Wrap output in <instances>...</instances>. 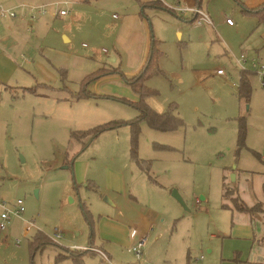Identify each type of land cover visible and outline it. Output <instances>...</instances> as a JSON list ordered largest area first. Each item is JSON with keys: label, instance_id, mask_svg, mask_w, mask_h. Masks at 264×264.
<instances>
[{"label": "rangeland", "instance_id": "rangeland-1", "mask_svg": "<svg viewBox=\"0 0 264 264\" xmlns=\"http://www.w3.org/2000/svg\"><path fill=\"white\" fill-rule=\"evenodd\" d=\"M52 1L0 0L18 13L0 23V198L9 206L18 198L24 204L22 218L13 217L0 229V264H56L64 247L88 245L90 226L81 202L95 218L92 209L114 214L108 198L119 182L124 193L113 197L126 212L141 204L162 216L171 198L184 214L182 224L190 228L194 222L195 236L205 245L215 226L229 224L230 211L221 206L225 175L229 182L232 169L256 162L253 146L264 155L258 137L264 87L256 70L264 60V19L235 0L212 4L214 24L190 22L164 7L140 12L160 52L159 70L152 66L144 80L152 90L144 101L161 113L173 108L178 124L161 130L140 117L133 155L131 125L125 121L140 113L134 103L139 95L127 78L139 62L136 47L116 39L128 9L112 0H79L70 2L68 15L52 16L64 7ZM23 3L48 5L34 19L36 12ZM241 54L246 60L238 64ZM243 71L248 93L240 91ZM94 73L103 74L86 84L93 93L71 98ZM95 127H103L96 136L90 130ZM29 220L33 226L25 233ZM162 225L154 228L164 242L180 237ZM56 229L61 236L55 242L31 246L38 231L54 238ZM194 241L184 233L182 244ZM125 255L116 264L139 263Z\"/></svg>", "mask_w": 264, "mask_h": 264}, {"label": "crops", "instance_id": "crops-1", "mask_svg": "<svg viewBox=\"0 0 264 264\" xmlns=\"http://www.w3.org/2000/svg\"><path fill=\"white\" fill-rule=\"evenodd\" d=\"M73 1L80 3L79 0H71L70 2ZM80 1L83 3L89 2V0ZM112 1H117L122 8L128 9L125 10L122 19L119 21V32L116 39L119 40V45H123L124 47H136L135 54L139 64L138 67L135 68L134 73L138 71L146 60L152 42V34H150L148 24L144 22L140 16V12H143L144 9L149 10L150 8L154 9L158 7L168 8L167 4L176 3L187 6L199 5L210 18V21L203 22L214 24L211 9L213 8L212 4L216 0ZM235 1L251 9V12L244 9L245 12L251 15L255 14L260 17L264 15V0ZM55 2H62V0H55ZM68 9L70 11V6H68ZM168 9L174 14L178 13V11H174L170 8ZM180 14L187 15L188 21L190 22L193 19L195 20L194 14L190 11ZM54 15H58L55 10L52 11V16ZM24 17L25 14L23 13L21 19ZM228 24L233 25L234 22ZM128 28H130L129 31L127 30ZM3 30V28H0V34H2ZM2 36L3 38H1V40L5 37L4 35ZM67 39L70 38L68 37ZM258 137L261 144H263L262 146H264V125L259 130ZM252 153L254 154L256 162L252 164H243V166L238 169H232L234 175H236L234 181L231 179L230 181L232 182H226L228 175H225L222 184L223 193L221 206L228 212L230 211L229 224L224 228L215 226L214 231H211L208 235L209 238L205 242V245L199 244L198 238L195 236V225L193 221L190 228H185L186 224H182L181 217H183L184 214L181 212V208L178 204L172 202L171 198H167L169 202L168 209L166 214L162 216H160L161 214H159L155 208L149 205L143 206L141 204H137L139 207L138 209L133 210L130 208V210L126 212L122 205L119 204L117 198L113 197L118 196L117 194L124 193L125 187L123 188L124 184L122 182H119L118 186H112L115 190L112 191L115 192V194H110L108 198L113 204V209H115L114 214L108 212L103 214L101 210L92 209L98 218H95L91 212L90 235L87 238V241H89L88 245H95L103 249L116 264V259H122V257L126 256L125 254L129 253L127 247L136 241L137 236L144 234L147 235V241L143 247L142 253L145 264H261L264 258V248L260 241L264 234V155L260 151V147L255 149L254 146L252 147ZM111 180H113V177ZM224 184H226L227 187L234 186L236 193L232 196H238L243 204L251 207L252 210H240L233 205L230 197H224ZM96 186H98V184L95 185L94 183L93 189L95 191L98 190ZM130 202L132 201L130 200ZM130 212H133V214ZM165 223L166 225H162ZM156 225H162L164 229L167 228V226H171L173 231L176 230L181 235L177 239H173L169 236L168 241L164 242L160 232H155L154 227ZM133 229L138 230L136 238L131 236V231ZM185 232H189L192 234L193 238H195L193 245L182 244ZM76 245L78 244L76 243ZM73 246L74 245L68 247L72 249ZM123 251H125V254ZM198 251H200L199 255L197 253ZM65 254V258L57 260L56 264H90L92 260L93 262L97 261V258H99L100 261L97 264H104L103 258L93 249L76 252L74 254L65 251ZM90 258L92 260H90Z\"/></svg>", "mask_w": 264, "mask_h": 264}, {"label": "trees", "instance_id": "trees-1", "mask_svg": "<svg viewBox=\"0 0 264 264\" xmlns=\"http://www.w3.org/2000/svg\"><path fill=\"white\" fill-rule=\"evenodd\" d=\"M199 6V5H198ZM243 6V5H242ZM245 10L247 11H252L251 9H248L247 7L243 6ZM256 10V9H255ZM262 18H264V15L262 16ZM152 42L149 48V51L147 53V58L144 61V63L142 64V66L138 69V71L134 74H132L131 77L127 78L129 84L134 88V90L138 93L139 95V100H135L134 103L136 104V106L138 107L140 113L138 114V116H136L137 118H134L133 120L127 122L125 121L127 124L131 125V132H132V143H133V147L135 145V141H136V137H137V123L141 118L145 117L148 119L149 123L151 126H153L154 128L157 129H161V130H165L168 128H172L175 127L178 123H177V116L173 114V108L171 109H167L164 112H157L154 109H152L150 106H148V104L144 101V97L148 95V93H150L152 90L145 86L144 84V80L146 79V77L148 76V74L151 73V67L153 66V68H155L156 70H159L156 64V60L158 58V56L160 55L158 46H157V42L158 40L154 38V36H151ZM103 73L101 74H97L94 73L93 78H89L87 81H85L84 85L81 86L82 89L78 92L72 93L71 98H75V99H79L82 96H87L88 94H91L93 92H91L87 87L86 84L93 79H96L100 76H102ZM83 84V83H82ZM240 91L242 92H250V86H249V82H247V78L245 76V72L243 71L240 77ZM70 98V99H71ZM118 125V124H116ZM103 127H95L93 129H90L93 135H98L100 133V131H102ZM80 133H84V131H79ZM132 153L133 155L136 154V147H134V149H132ZM224 197L228 198L230 197L233 205L240 209V210H252L251 207L243 204V202L238 198V196H232L234 193H236V189L235 187H230V186H226V184H224ZM225 205V204H224ZM81 209L83 210V213L85 215V219L87 220L88 225L90 226L91 224V211L88 210L85 206V204L83 202H81ZM49 242H55L51 237H49L46 233L42 232V231H38L36 234H34V237H32L30 243L31 246H35V248H39V247H43L45 246L46 243ZM66 251H68L69 253H76V252H83V251H87L86 249H82V248H76V249H71L69 247H64ZM60 256H58V260L64 259L65 255L64 253L59 254Z\"/></svg>", "mask_w": 264, "mask_h": 264}, {"label": "built area", "instance_id": "built-area-1", "mask_svg": "<svg viewBox=\"0 0 264 264\" xmlns=\"http://www.w3.org/2000/svg\"><path fill=\"white\" fill-rule=\"evenodd\" d=\"M70 1H62L61 3L64 5V7H58L55 9L57 14L61 15H68L69 14V9H68V4ZM48 5L46 3L38 4V5H32V4H21V6H28L30 8V11H35L36 13H32L31 18L37 19V14L38 13H44L45 12V6ZM167 7L174 10L178 11L179 13H184L186 11H190L194 14L195 20L197 22L200 21H210V18L208 14L198 5H192V6H187V5H182L180 3L176 4H167ZM18 13L15 9L14 6H6L2 3H0V23L2 20L6 17H15L17 16ZM225 21L228 23H233L232 19L230 17H226ZM246 60V55L241 54L239 58H237L238 64H242L243 61ZM258 66L256 68L257 72L260 74L261 82L264 87V60L258 61ZM254 66H256V62L253 63ZM218 74H223L224 70L223 69H218L217 70ZM24 211V204L23 200L21 198H18L13 204L10 206L7 205V202L0 198V229H6L7 224L12 220L13 217H21ZM27 228H26V233L29 232L30 228L33 226L32 221L27 222ZM138 234V230L133 229L131 231V236L135 237ZM61 236L60 230L56 229L54 240L59 239ZM147 235H139L137 236V239L135 242H133L131 245L127 247V250L129 253L135 256L137 261H139L138 264H140V259L142 258V253H143V247L147 241ZM261 244L264 248V234L261 237ZM72 248H82L86 250H95L104 260V264H115L112 258L101 248L95 246V245H87V246H79V245H74ZM261 264H264V258L261 262Z\"/></svg>", "mask_w": 264, "mask_h": 264}, {"label": "water", "instance_id": "water-1", "mask_svg": "<svg viewBox=\"0 0 264 264\" xmlns=\"http://www.w3.org/2000/svg\"><path fill=\"white\" fill-rule=\"evenodd\" d=\"M231 175H232V180H234L235 179V176L233 175V173ZM172 194L180 202L181 205H183L184 207H186V204H185V201H184L183 197L180 195L179 192H177L176 189H173L172 190Z\"/></svg>", "mask_w": 264, "mask_h": 264}]
</instances>
